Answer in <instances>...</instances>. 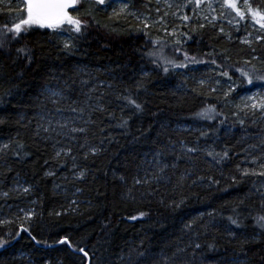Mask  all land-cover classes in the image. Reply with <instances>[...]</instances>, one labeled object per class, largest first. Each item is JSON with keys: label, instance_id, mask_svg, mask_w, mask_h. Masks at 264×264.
Returning a JSON list of instances; mask_svg holds the SVG:
<instances>
[{"label": "trees", "instance_id": "trees-1", "mask_svg": "<svg viewBox=\"0 0 264 264\" xmlns=\"http://www.w3.org/2000/svg\"><path fill=\"white\" fill-rule=\"evenodd\" d=\"M253 3L254 8L264 9L263 3L257 0ZM16 9L12 6L13 11ZM79 9L89 27L83 37H70L64 31L75 44L71 51L63 49L64 41L57 37L55 29L40 26H33L15 40L10 39L7 47L0 49V120L4 121L0 123V145L10 143L14 148L19 141L25 144L23 151L31 153L18 160L10 149L6 158L0 159V192L13 186L17 173L21 182L34 186L27 197L12 194L11 198L0 199V219H13L20 207H33L38 213L30 221L0 226V237L8 231L15 234L20 223L30 228V234L22 232L0 249V264H46L47 261L88 264L83 254L55 243L64 235L74 245L84 246L85 251L94 247L96 256L101 258L99 264H264V228L255 222L258 215H264V177H244L236 171V164L244 159L242 149L260 144L264 122L256 114L241 113L245 125L237 123L230 103L232 96L225 100L222 95L221 88L227 78L221 79L216 93L198 85L200 73L212 65L190 64L175 70L170 67L165 73L154 64L147 53L155 50L150 41L162 36L156 29L150 28L145 34L133 19L110 20V15L102 10H92L87 0ZM0 10L4 12L0 15V26L5 23L11 26L10 21L15 17L8 14L6 2L0 3ZM87 10H92V17L99 24L83 15ZM185 11L191 15L190 8ZM189 23L190 27L198 25L195 20ZM250 24L246 18L239 31L231 28L228 33L231 40L217 34V28L211 26L189 32L192 39L183 45L182 51L197 59L215 58L217 63L225 65L236 82L241 81L234 69L247 70L250 66L245 61L257 56L262 63L254 65L258 74L264 75V43L254 42L251 47L241 43L247 32L257 34ZM21 48L29 53L30 59L18 53ZM213 51L231 59L204 55ZM164 55L177 63L183 60L181 53L172 47H166ZM190 67L194 71H189ZM141 80L145 87L138 89L136 85ZM251 86H242L243 91ZM8 89L11 95L4 97L2 94ZM46 89L63 90L73 100L83 101L91 95L93 104L102 97L100 102L108 108V112H98L93 117L104 129L100 135L105 141L103 151L87 161L78 159L88 169L84 180L73 181L71 161L63 167L55 164L50 159L54 154L52 143L33 136L40 104L53 108L44 100ZM128 95L143 105L142 111H135L120 98ZM208 105H215L223 115L214 120L197 117L196 113ZM122 117H130L123 128L119 127ZM200 130L209 132L208 137L199 139L201 147L213 145L216 151H221L227 145L232 149L231 159L215 165L210 157L197 153L192 161L177 160L176 156H182L181 142L193 146ZM158 151L168 154L156 157ZM250 151L259 156L261 148ZM154 157L177 166L167 169L151 189L133 188L135 176L143 175L145 169H155ZM45 160L49 163L45 164ZM244 167H256L259 171L258 165L241 164ZM51 169L55 170V176H45ZM185 173H188L186 178L179 181ZM209 177L220 182L212 183ZM57 184L60 187H55ZM76 188L82 189V193L73 195ZM130 190L132 196L128 194ZM150 191L154 194H147ZM71 200H77L78 206L70 207ZM181 200L184 203L179 207L172 203ZM57 211L62 214L57 216ZM140 212L147 215L140 218ZM210 212L215 213L214 217L207 215ZM132 216L138 218L132 220ZM229 216L238 217L239 226L231 225ZM194 219L197 226L193 230L185 229L184 225ZM30 235L48 243H36ZM197 243L201 245L199 249L194 247ZM141 252L145 253L144 257H139ZM92 259L95 261L96 257Z\"/></svg>", "mask_w": 264, "mask_h": 264}, {"label": "snow or ice", "instance_id": "snow-or-ice-1", "mask_svg": "<svg viewBox=\"0 0 264 264\" xmlns=\"http://www.w3.org/2000/svg\"><path fill=\"white\" fill-rule=\"evenodd\" d=\"M4 0H0L3 3ZM152 0H149L151 3ZM83 0H20V4L15 11L12 10L11 0H8V14L15 17L9 23H5L0 26V49H5L10 39L15 40L20 37L22 33H26L33 26L48 27L51 29H60L66 31L70 37L80 36L83 37L85 32L89 27V22L83 19L80 14V9L77 7L82 4ZM92 10H105L111 8V14L109 16L110 20H116L117 22L121 17L127 21L128 17H132L136 20L140 26V30L147 34V30L153 25L158 26V30L162 33L159 39L151 40L150 42L155 46V50L148 52V56L152 57V62L157 64L162 70L167 73L169 68L175 70L176 68H187L190 64H210L212 75H209L206 79H200L197 81L201 88H207L208 92L216 93L221 85V79L227 78L228 87L223 91L222 95L225 100L236 91L237 88L244 85H254L256 82H264V75L258 74L256 66L252 64L251 60H246L245 64L250 67L245 70V68H235L234 71L239 73L240 83L233 80L229 73V70L224 64L217 63L215 58L210 60L197 59L194 55H189L187 51H182L183 45L187 41L192 39L189 32H198L205 27L211 26L217 28L218 23H227L235 31L240 30V24L247 18L253 23V28L256 30L257 34L252 35L251 32H247L246 36L241 40V43L246 44L251 47L254 42L264 43V9L254 8L250 0H243L242 4L240 0H182V2H175V0H155V8H148L146 13H140L138 9H135L132 0H89ZM119 7H113V4H117ZM163 5V7H161ZM72 8L77 12L76 16H73L69 9ZM190 8L191 15L186 9ZM92 10H87L83 15L92 17ZM153 11L155 12V18H153ZM4 12L0 10V15ZM94 20V17H92ZM179 20L180 23L177 24L175 21ZM200 21L198 25H193L190 27V21ZM99 24V21H95ZM67 26V28H65ZM258 26V28L256 27ZM105 27H108L105 25ZM115 31V29H111ZM218 32L224 34L231 40V35L225 33L224 27H218ZM75 47V44L71 41H65L63 43V49L65 51H71ZM166 47H172L176 52L181 53L182 62L177 63L175 59H170L164 55V49ZM255 51V49H252ZM18 53H24L26 56L29 53L21 48L17 50ZM206 56H216L222 55L224 59L230 60L231 57L224 55L223 53H205ZM256 59V57H253ZM146 77L148 73L144 74ZM136 87L138 89L144 88V82L138 81ZM264 87V84L261 85ZM70 89L71 86L69 85ZM47 95H44V100L50 102L53 108H47V104H40L39 120L36 123V127L33 132V136L36 139H42L45 142H51L54 148V154L51 156V161L60 167L65 166L68 161H71L72 169V180H84L87 176L88 169L83 167L78 163V159L87 161L90 157L99 155L103 151L104 139H100V135L103 134L104 129L97 124V120L94 119L96 113H106L108 108L101 103L102 97L97 99L95 104H93L92 96L88 95L83 101L76 99L73 100L69 95H66L63 90H53L46 89ZM4 97L11 95V89L5 90L2 94ZM121 99L125 100L128 106L139 112L143 110V105L138 103L136 99H133L131 95L122 96ZM39 99V97H37ZM236 111L233 115L236 117L237 123L241 126L245 125V120L240 118L241 113L244 116H248L250 113L255 115L256 112H260L264 116V93L260 91L252 92V94L240 97V102L234 105ZM65 113H71L72 115H65ZM111 115V113H109ZM222 112H218L215 105H208L201 109L200 112L196 113V116L205 120H214L217 116H222ZM35 119V117H34ZM129 119L121 118V123L119 127H126L129 123ZM227 117L220 121L223 125ZM0 123H4L0 120ZM208 131H199V137L197 142L193 146H188L186 143L181 142L180 151L182 156H176V159H187L192 161L195 159L194 154L204 153L207 157L211 158V161L215 165H221L226 163L231 159L230 152L232 149L229 146H225L221 151H216L213 145L207 147H201L199 144V139L201 137H208ZM242 140L244 137L241 138ZM261 148L259 156L252 155L250 149ZM25 144L17 141L14 145L10 143H4L0 145V159H5L7 153L12 149V155L18 160L24 159L31 155L30 152H24ZM244 153V159L236 164V171L241 173L242 176H260L264 177V137L260 138L259 145H249L248 148L242 149ZM23 152V155H22ZM168 153L158 151L156 157H162ZM174 154V150H173ZM154 157L156 167L154 170L149 171L145 169L143 175H137L133 178V188L145 187L149 189L152 185L159 183L162 178V174L169 168H175L177 165L173 162H167L163 159H157ZM49 160H45V164H48ZM241 164H252L258 165L259 171L256 167L241 168ZM8 170L11 171V168ZM55 170L51 169L44 173L47 177L55 176ZM181 175L179 181H183L186 175ZM221 175H223L221 173ZM16 180L13 182V186L7 191L0 192V199L11 198L12 194L16 197H27L34 191V186L27 181L21 182L19 179V173L16 174ZM64 179H67L65 177ZM124 177H121L123 180ZM203 180L204 177H199ZM212 183L218 184L220 181L212 179L209 177ZM231 179L235 182L236 177L233 176ZM195 183V181H193ZM55 187H60L59 184ZM82 189L76 188L73 195L82 193ZM129 196H132L131 190L129 191ZM147 194H154L150 191ZM264 195V194H262ZM135 199V197H132ZM163 202V201H161ZM31 203L35 204L36 201ZM175 207H179L184 201L181 200L179 203L172 202ZM77 205V200H71L69 206ZM75 211V209H72ZM236 210L234 209V212ZM57 216L62 213L57 211L55 213ZM38 213L35 208L27 207L18 208V213L15 214L13 219H0V226H9L17 221H30L36 217ZM147 213L140 212L139 217L142 218L146 216ZM209 217H214L215 213L210 212L207 214ZM138 217L132 216V220H136ZM231 225L239 226V218H234L233 216L227 217ZM256 224L261 228H264V215H258L256 217ZM198 224L197 220H192L184 225L185 229L193 230ZM206 227L205 225H201ZM26 232L30 234V228L24 227L23 223L19 224L18 230L13 234L11 231L5 232L4 237H0V249L6 248L13 240L20 236V233ZM198 236L199 233H196ZM30 238L36 243H45L47 241H39L35 236ZM56 244L67 246L72 252L77 254H83V258L88 261V264H99L100 256H96V249L89 248L85 251L84 246H77L72 243L69 236L64 235L57 241ZM51 247V245H49ZM195 248L199 249L200 244H195ZM178 251H183L179 249ZM92 252V256L96 259L93 261L92 256L89 255ZM145 253H139V257H144ZM46 264H51V261H47Z\"/></svg>", "mask_w": 264, "mask_h": 264}, {"label": "rangeland", "instance_id": "rangeland-1", "mask_svg": "<svg viewBox=\"0 0 264 264\" xmlns=\"http://www.w3.org/2000/svg\"><path fill=\"white\" fill-rule=\"evenodd\" d=\"M84 1H86V0H83V2ZM87 1H89V0H87ZM257 1H259L260 3H263V5H264V0H257ZM4 2H6V4H7L8 0H4ZM132 2H133V5H134L135 9H138L140 11V13H142V14L146 13L148 8L154 9L155 6H156L155 5V0H152V3H149V0H141L140 3H137V0H132ZM175 2L179 3V2H182V0H175ZM242 2H243V0H240L241 4H242ZM11 3H12V6L14 8H17L19 6V4H20V0H11ZM250 3H251L252 6L254 5L253 0H250ZM77 7L80 8L81 4L78 5ZM113 7H117L118 8L119 7L118 3L117 4H113ZM161 7H163V5H161ZM102 11L104 13L110 15L112 9L111 8H107V9L102 10ZM69 12L73 16L77 15V12L74 9H72V8L69 9ZM153 18H155V12L154 11H153ZM121 19H123V17H121ZM128 19H133V18L132 17H128ZM175 22L177 24L180 23L179 20H176ZM196 22L198 24L200 21H196ZM250 25H251V28H253V23L252 22H251ZM221 26L224 27L225 33H229L230 29L232 28L227 23H218L217 28L221 27ZM256 27L258 28V26H256ZM65 28H67V26H65ZM151 28L156 29L157 32L162 35V33L158 30V26L153 25ZM55 30H56V35H57L58 38H61L64 42L69 40V37L66 35V33L64 31H62L60 29H55ZM217 34H221V33H219L218 30H217ZM255 57H256V59H253V57H252L249 60H251L252 64L260 66L261 63H262L260 58L257 57V56H255ZM188 69H189V71H190V69H191V71H194V69L192 67H190ZM200 75H201V78H199L198 80L206 79L209 75H212L211 69L207 68V70H205L204 72L200 73ZM237 83H240V82L237 81ZM262 84H264V82H257V84H254L252 86L250 85L251 87L246 89V90H244V91H243L242 87L237 88L236 91L233 92L230 95V96H232V100L230 101V103H231L233 109L236 111L234 105L240 102V97L250 95V94H252V92H255V91H260V92L264 93V87H261ZM227 87H228V83L226 82L225 86L224 87L222 86V88H221L222 89V93H223L224 90L227 89ZM255 116L258 118V120H261V121L264 122V116H262V114L260 112H256Z\"/></svg>", "mask_w": 264, "mask_h": 264}]
</instances>
